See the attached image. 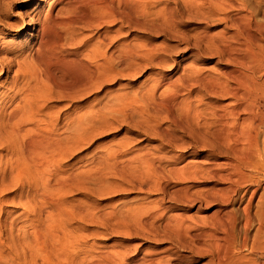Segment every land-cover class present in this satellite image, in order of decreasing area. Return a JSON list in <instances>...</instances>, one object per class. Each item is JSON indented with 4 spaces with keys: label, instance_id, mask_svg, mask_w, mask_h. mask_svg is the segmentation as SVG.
<instances>
[{
    "label": "bare ground",
    "instance_id": "1",
    "mask_svg": "<svg viewBox=\"0 0 264 264\" xmlns=\"http://www.w3.org/2000/svg\"><path fill=\"white\" fill-rule=\"evenodd\" d=\"M155 1L165 3L164 7L158 9L160 10L158 15L157 13L153 15ZM225 1L221 3L224 4ZM227 1L229 6L235 4L232 0ZM216 6L220 7L219 4ZM162 9L163 13H161ZM243 9L238 5L231 19L229 18L230 32H222L221 37H218L220 34L218 33V36L213 34L210 25L206 24L193 40L187 35L193 20L190 15L185 17L182 12L179 13L172 0H52L44 14L41 13L42 10L35 11L33 18L28 20L34 32L31 38L32 49H29L28 56L23 57L19 62L15 61V69L11 66L13 63L7 62L8 59H0V76L6 75L0 81V88L8 83L7 90L11 93L6 102H0V151L6 154L5 158L0 155V264H86L77 263L71 252L74 250L72 243L75 242L76 236H73V241L71 234L69 238L71 230H67L66 227L69 216L67 217L62 199L65 198V194L61 193L69 189L71 183L79 178L71 181L70 175L53 174L52 180H55L57 185L53 187L50 174L44 177L46 170L47 173L51 170L57 172L63 165L61 160L65 159L68 150H71L69 148L75 144L72 143L74 139L77 143L80 142L78 140L80 134L77 136L76 131L71 133V129L70 134L65 131L59 132L55 126L57 117L54 118L46 111L44 103L50 92L52 93L51 87L60 91L62 97L74 100L77 94L99 85L97 81L105 72L102 70V63L96 64L97 58L95 65L87 67L85 63V68H82L83 65L79 66L82 71L84 70V73L81 71L85 75L84 80L73 82L75 77H79V72H76L79 68L74 70V74H78L75 77L70 72L73 74L72 78V75L67 73L70 68L66 65L71 64L69 66L73 68L72 66L76 64L74 62L78 59L72 57H77L78 50L77 47L71 50L69 46H74L79 39L75 35L78 26L89 28L95 24L100 27L104 23L112 22H119L120 28L117 34H120L121 29L124 28L132 31L146 28L150 34L158 30L167 36L170 42L171 40L177 42L173 45L163 43L159 47L156 42L146 39L136 50L124 45L122 56L125 62L144 55L149 56L155 65L164 66L167 64V56L178 50L192 52L195 60H201L209 55H216L220 59L227 56L228 66L221 69V72L218 71L217 75L206 74V71L199 69H190L187 76L181 74L182 77L181 75L180 78L178 77L179 88H175L177 93L183 94L181 89L188 93L194 88L196 90L199 88L207 96L217 99L211 101L213 116L208 117L209 120L204 122L205 131L210 134L213 141L201 140L203 144L201 142L199 144L207 148L204 160L185 163L178 169L184 181L191 180L195 173H203L208 180L211 179L204 198L208 204L217 202L218 207L210 216V221L201 224L202 227L197 231L196 228H187L182 232L178 226L185 224L186 219L181 218L176 233L177 236L188 238L192 244H196L192 250L193 256L196 254V258L200 259L206 257L204 262L206 264H264V0L260 2L262 19H255L250 10L243 11ZM20 22L26 25L22 17ZM154 22L160 25L157 26ZM107 38L103 34L101 42ZM201 44L211 45L215 51H204L201 49ZM63 53L66 56H63ZM101 57L103 56L99 57L100 60ZM103 61L102 59L101 62ZM173 61L176 62V58ZM103 63L105 66V62ZM73 69L70 71L73 72ZM4 70H6L5 74ZM10 72H13V77L8 80ZM56 76H59L58 79L67 76L63 80L67 81L69 78L72 82L68 79L67 87L60 86L62 83L57 84ZM221 77L225 78V81H222ZM155 82L158 87L166 84L167 80L161 77ZM172 83L168 85L171 86ZM155 85H152L154 88L151 86L154 90ZM153 89H149V92H153ZM176 94L173 92L172 97L165 96L167 99L163 98L166 101L162 106L171 119L184 118L183 122L182 120L177 122L180 130L193 135V122L197 125L199 120L203 121V119L199 118V115L198 118L195 117L197 113L196 115L194 113L192 119L193 113L190 112L192 109L186 112L181 111L182 108H177L182 114L179 117L174 116L172 110L178 97ZM225 96L232 100L229 105L221 102L222 105L219 101L221 98H226ZM179 101L176 103H180ZM196 109L199 113L200 110ZM81 119L74 118L72 125L79 124ZM86 121L82 120L81 124ZM176 143L180 146L183 144L179 141ZM74 146L77 147L76 144ZM221 147L225 150L224 161L213 160L212 154L216 151L220 153ZM54 163L55 169L51 167ZM75 184L77 185V181ZM218 185L220 186L217 187ZM186 186L181 187L180 193L188 207L190 193L188 194ZM12 188L17 195L14 194L16 202L12 200L10 204L17 205V209L7 211L3 206L6 201L3 195ZM235 205H239L241 210L231 207ZM74 213L71 212L72 215ZM78 213L76 216L84 217L83 213ZM70 240L72 243H69ZM104 262L105 257L100 255L95 261H89L87 264H104Z\"/></svg>",
    "mask_w": 264,
    "mask_h": 264
},
{
    "label": "rangeland",
    "instance_id": "2",
    "mask_svg": "<svg viewBox=\"0 0 264 264\" xmlns=\"http://www.w3.org/2000/svg\"><path fill=\"white\" fill-rule=\"evenodd\" d=\"M51 1L0 0V59H8L7 62L13 63L11 65L13 69L16 67L14 62H19L23 57L28 56L29 49H32L31 38L34 32L28 20L33 18L39 10H42L41 13L44 14ZM214 1L172 0V4L177 7L179 13L182 12L181 14L186 15L185 17L190 15L193 20L187 32L191 40L200 33L199 31L203 30L206 24L210 25L213 34H220V36L217 35L218 37H221L222 32H230L231 15L238 5L242 9L245 8L243 11L250 10L255 19H262L261 0H232L237 4H232V7L227 4V0L224 2L225 5L221 3L224 0ZM154 4L153 15L155 13L158 15L160 12L158 9H161V6L164 7L165 3L155 1ZM216 4H219L220 7ZM161 11L163 13V9ZM21 17L26 25L20 22ZM148 23L144 24L149 26ZM154 23L157 26L160 25L158 22ZM94 25L89 28L78 26L75 35L79 39L74 46H69L71 50L73 48L75 50L77 47L79 57L76 53L77 57L72 58L78 59L74 62L77 65L73 64L78 67L72 66L73 69L70 67L71 64H67L66 67L70 68L67 70L68 74H74L76 69L82 65L83 68L85 63L87 67H90L96 60V64L99 62L103 66V62H105V66H102L105 73H102V77L97 81L99 85L77 94V98L74 100L62 97L60 91L51 87L52 93L50 92V94L52 96L49 94L44 103L46 111L51 113L54 118L57 117L55 126L59 132L69 133L71 129V133L76 131L77 133H74L80 134L81 139L77 137L79 143L74 139L72 143H75L77 147L73 144L69 148L72 151L68 150V155L66 154L68 157L65 155V159L61 160L63 165L58 168L57 172L51 170L50 173H47L46 170L44 173V177L50 174L53 187L57 186L55 180H52L54 175H70L71 181L74 178H79L74 180V184L71 183L69 189L66 188L68 191L64 188L65 191L61 192L65 194V198L62 199L67 217L69 216L66 227L72 232H69V238L72 235L73 241L76 236V240H74L77 241L76 243L69 241L74 245V252L71 251L74 254V259L77 263L87 264L102 255L105 257L104 264H206L204 263L206 257L200 259L196 258V254L195 257L193 256L192 250L196 244H192L188 238L177 236L176 231L178 227L180 230L182 229V232L187 228H196L195 231H197L205 222L210 221V216L218 207L217 202L208 204L204 198L211 179L208 180V177L206 178L203 173H195V176L190 178L191 180L184 181L181 179L182 176H180L178 168L185 163L190 162L191 164L193 161L204 160L207 148L201 146L203 144L201 140L204 142L213 141L210 134L205 131L204 122L213 116L211 101H214L215 98L207 96L199 88L197 90L194 88L188 93L180 88L183 94L177 93L175 88H179L180 75L187 76L190 69L206 71V74H219L218 71L221 72V69L228 66L227 56L220 59L216 55H209L201 60H195L192 52L178 50L167 56V64L164 66L155 65L149 56L144 55L138 56L136 60L125 62L122 56L124 55L122 47L124 45V47L128 45L136 50L146 39L156 42L155 44L159 47L163 43L173 45L177 42L174 40L170 42L167 36L158 30L150 34L146 28L135 31L124 28L121 29L120 34H117L118 28H120L119 22L104 23L100 27ZM103 34L108 38L101 42ZM201 49L215 51L211 45L201 44ZM62 55L66 56L65 53ZM100 56H103L101 57L103 62H101ZM175 58L176 62L173 61ZM82 68L80 67L76 71L79 72V77L77 73L74 74V77H77L73 82L84 80L85 75ZM72 69L73 72L70 71ZM12 74L13 72L8 73V80L12 79ZM73 74H71L72 78ZM81 74L84 76L82 77ZM5 76H0V81ZM59 76H56L57 84L62 83L60 86L67 87L70 79L67 78V81H64V77L58 79ZM161 77L165 78L167 82L157 87L154 83L156 80L158 82ZM223 80L225 81V78ZM70 82L72 81L70 80ZM168 83H172L171 86ZM152 85L156 86L155 90ZM7 86L9 84L5 83L3 87L6 89L0 88V102H6L11 95ZM149 89H153L152 95ZM171 91L177 93L176 96H178L175 105L173 104L174 116L179 117L182 114L178 111L180 108H182L181 111L186 112L192 109L190 110L193 113L192 119L196 113L195 117L198 118L199 115V118L203 119V121H197L199 124L202 123L201 125L198 123L195 125L196 123L193 122V135L180 130L177 122L181 120L183 122L184 118L171 119L162 106L166 101L163 98L170 95L172 97L173 92ZM225 97L219 101L224 105L227 103L229 105L232 100ZM215 100L217 101V99ZM177 101L180 103H176ZM176 104L177 107H175ZM196 108L200 110L201 114L196 112L198 111ZM76 117H80V119L85 117L87 123L81 124L82 120L84 121L81 119L79 124L72 125L71 122ZM191 118H189L190 121ZM74 125L79 127L76 128ZM80 129L82 130L80 131ZM176 141L183 144L180 146ZM200 142L201 145H199ZM192 149L195 152L198 150L197 153L191 151ZM220 153L214 152L211 156L213 160L223 162L224 148ZM0 155L5 158L6 154L4 151H0ZM55 166V163L51 165L54 169ZM184 185L188 187V194L190 193L188 207L180 193V189ZM259 191L261 192V190ZM15 192L12 188L3 195V198L6 199L4 202L6 204L3 203V206L7 211L17 209V205H11L12 200L16 202L15 195L17 193ZM61 196L64 197L63 194ZM231 207L241 210L239 205ZM77 209L80 210V212L78 210L79 213H83L84 219L81 217L82 215L80 218L79 215L76 216ZM71 210L75 212L73 215L76 217H73ZM183 217L186 219V223L178 226Z\"/></svg>",
    "mask_w": 264,
    "mask_h": 264
}]
</instances>
